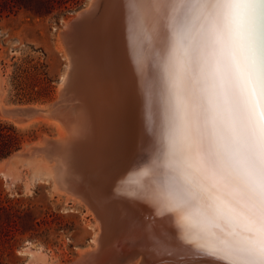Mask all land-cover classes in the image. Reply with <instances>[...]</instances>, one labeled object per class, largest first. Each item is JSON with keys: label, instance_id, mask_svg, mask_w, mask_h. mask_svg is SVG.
I'll return each instance as SVG.
<instances>
[{"label": "bare ground", "instance_id": "6f19581e", "mask_svg": "<svg viewBox=\"0 0 264 264\" xmlns=\"http://www.w3.org/2000/svg\"><path fill=\"white\" fill-rule=\"evenodd\" d=\"M136 7L141 9L139 15L133 14L127 0H91L60 33L69 64L60 83L64 99L58 96L62 103L58 100L51 106L68 112L57 115L59 136L45 135L40 144H30L33 147L25 151L45 153L56 184L96 215V246L74 264H99L111 258L118 262L119 257L124 261L120 264H127L141 257L142 251L154 254L159 249L176 259L193 252L204 258L197 245L214 248L223 239L219 233L203 231L196 219L190 222V231H182L171 213L158 215L142 198L157 191L164 179L168 105L161 57L171 34L168 21L152 11L156 6ZM200 23L190 22L184 46L176 53L186 63L200 38ZM250 48L258 67H264V17L251 25ZM193 76L189 66L188 77ZM11 109L22 118L37 115L45 106ZM234 198L241 212L250 207L243 194ZM124 242L128 246L118 254L117 244ZM26 252L35 256L36 250Z\"/></svg>", "mask_w": 264, "mask_h": 264}, {"label": "snow or ice", "instance_id": "6c2138e0", "mask_svg": "<svg viewBox=\"0 0 264 264\" xmlns=\"http://www.w3.org/2000/svg\"><path fill=\"white\" fill-rule=\"evenodd\" d=\"M127 2L134 15L138 5L156 6L152 11L168 21L171 34L161 57L168 105L164 179L142 198L158 215L171 213L182 231L196 219L203 231L223 237L214 248L198 244L200 255L217 264H264V67L250 48L264 0ZM193 19L201 22L200 38L186 63L176 53ZM236 193L250 202L243 212Z\"/></svg>", "mask_w": 264, "mask_h": 264}, {"label": "rangeland", "instance_id": "374dc122", "mask_svg": "<svg viewBox=\"0 0 264 264\" xmlns=\"http://www.w3.org/2000/svg\"><path fill=\"white\" fill-rule=\"evenodd\" d=\"M90 1L0 0V121L23 135L21 148L0 160V264H74L96 246L94 212L56 184L45 153L25 154L45 135L60 134L57 115L68 111L51 106L62 100L69 64L60 33ZM30 105L45 106L49 115L21 118L10 111Z\"/></svg>", "mask_w": 264, "mask_h": 264}, {"label": "water", "instance_id": "95a60500", "mask_svg": "<svg viewBox=\"0 0 264 264\" xmlns=\"http://www.w3.org/2000/svg\"><path fill=\"white\" fill-rule=\"evenodd\" d=\"M114 23V22H113ZM107 24V23H106ZM125 239V238H124ZM116 246V245H115ZM127 248L128 242H124L123 246L121 243L117 244V252L118 254L121 253V255L124 252V248ZM156 252V251H155ZM148 253L142 251V256L136 259L135 261L129 262L127 264H164V263H171V264H217L213 259L210 257H200L198 253L193 252V255L182 257L181 259H176L172 256L168 255L167 250L165 249H159L156 253ZM169 257H172L171 259H168ZM122 261L121 257H119L118 262L114 261V258L109 259L105 263H99V264H120ZM227 264V263H223Z\"/></svg>", "mask_w": 264, "mask_h": 264}, {"label": "trees", "instance_id": "16d2710c", "mask_svg": "<svg viewBox=\"0 0 264 264\" xmlns=\"http://www.w3.org/2000/svg\"><path fill=\"white\" fill-rule=\"evenodd\" d=\"M23 135L13 124L0 121V160L21 148Z\"/></svg>", "mask_w": 264, "mask_h": 264}]
</instances>
